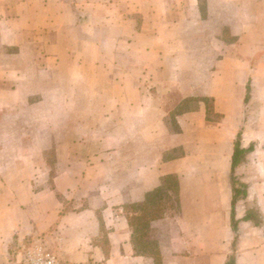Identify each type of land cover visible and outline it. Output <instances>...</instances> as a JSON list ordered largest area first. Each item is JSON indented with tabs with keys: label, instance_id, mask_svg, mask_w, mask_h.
<instances>
[{
	"label": "crops",
	"instance_id": "obj_1",
	"mask_svg": "<svg viewBox=\"0 0 264 264\" xmlns=\"http://www.w3.org/2000/svg\"><path fill=\"white\" fill-rule=\"evenodd\" d=\"M174 1L126 0L129 9L118 7L116 20L105 12L85 14L65 0L0 6L19 16L3 30L1 45L19 47L6 54L5 74H25L19 63L28 47L33 64L47 63V74L63 60L65 46L72 62L84 63L89 31L116 28V61L130 64L116 74L140 79L129 77L128 102L116 103L114 161H105L103 175L87 188L106 193L78 209L54 210L48 224H38L54 230L65 264H227L231 257L234 264H264V0H205V10L201 0ZM131 13L142 14L144 29ZM191 27L189 50L184 32ZM173 29L182 34L176 49L164 38ZM67 30L82 40L74 35L58 48ZM30 32L43 33V41L29 40ZM206 32V39H196ZM36 70L41 73L39 65ZM167 74L188 79L179 88L174 83L171 104L163 98ZM146 80H155L161 102L141 89ZM210 113L220 118L211 120ZM237 141L243 151L234 166ZM30 223L21 209L0 210V264L7 263L13 233H29L32 225L36 232Z\"/></svg>",
	"mask_w": 264,
	"mask_h": 264
},
{
	"label": "rangeland",
	"instance_id": "obj_2",
	"mask_svg": "<svg viewBox=\"0 0 264 264\" xmlns=\"http://www.w3.org/2000/svg\"><path fill=\"white\" fill-rule=\"evenodd\" d=\"M24 1L27 0H0V6L4 4V7L13 8ZM65 2L75 6L78 3L77 8L89 15L105 12L112 20H116L118 7L129 9L126 0H89L83 5L79 0ZM201 2L205 10V0ZM174 5H177L176 0ZM0 10V210L8 209V215H11L16 208L21 209L25 213L26 224L31 222L29 226L33 223L38 226H35L36 232L32 225L29 233H13L6 264H43L44 254L48 252L57 256L59 264H65L55 251L57 235L54 230L41 228L49 223L50 212L78 209L83 200L106 193L87 188L93 186L92 179L103 175L102 164L114 161L111 152H116V103L128 102L129 96L123 91L128 89L129 77L140 79L136 74H116V69L125 72L130 69L128 58L125 64L120 63L122 60L116 61V28L89 31L82 54L84 63L75 59L72 62L67 54H71L70 46H65L63 60L59 59L53 66V73L47 74L44 72L47 63L33 64L32 47H28L24 52L26 60L19 63L25 74H5L9 69L6 54L10 55L19 47L1 45L3 30L6 22L19 16ZM131 16L143 28L142 14L131 13ZM27 18L36 22L34 13ZM206 18L204 14L202 20ZM152 21L145 23L152 24ZM156 21L154 24L160 26V20ZM176 31L173 29L165 34L164 38L170 43L173 41L170 49H176L177 39L182 37ZM184 33V39H189L188 44L184 41L185 46L192 50L195 39L192 27ZM29 34V40L43 41V33ZM76 34L65 31L58 48L64 42L71 44ZM206 34H197L196 39L202 41L207 38ZM49 37V34L45 35V38ZM76 39L82 40V37L76 36ZM137 59V56L132 57V68L136 66ZM37 65L41 67L40 74L37 73ZM187 65L190 66L185 63ZM187 80L183 76L174 79L172 74L163 76L162 82L168 89V95L163 96L164 102L173 103L176 100L172 95L174 83L185 86ZM152 81L155 82L146 80L141 89H151L153 101L161 102L160 88ZM120 86L121 92H116V87ZM208 104L211 108L210 99ZM209 116L211 120L220 118L212 113ZM104 153L110 155L102 157ZM83 186L85 189L80 190ZM54 201L56 205L52 206Z\"/></svg>",
	"mask_w": 264,
	"mask_h": 264
},
{
	"label": "built area",
	"instance_id": "obj_3",
	"mask_svg": "<svg viewBox=\"0 0 264 264\" xmlns=\"http://www.w3.org/2000/svg\"><path fill=\"white\" fill-rule=\"evenodd\" d=\"M43 260V264H59L57 256H55V254H52L51 252L45 253Z\"/></svg>",
	"mask_w": 264,
	"mask_h": 264
},
{
	"label": "trees",
	"instance_id": "obj_4",
	"mask_svg": "<svg viewBox=\"0 0 264 264\" xmlns=\"http://www.w3.org/2000/svg\"><path fill=\"white\" fill-rule=\"evenodd\" d=\"M243 151V149L240 148V143L239 141L236 142V158H234V166L237 163V161L239 160V155L240 153ZM234 181H235V177H234ZM240 193V191H236V196ZM227 264H234V257H231V259L229 260V262Z\"/></svg>",
	"mask_w": 264,
	"mask_h": 264
}]
</instances>
